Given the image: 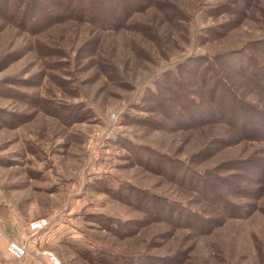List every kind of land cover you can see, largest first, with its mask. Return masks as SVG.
Masks as SVG:
<instances>
[{
  "label": "rangeland",
  "instance_id": "obj_1",
  "mask_svg": "<svg viewBox=\"0 0 264 264\" xmlns=\"http://www.w3.org/2000/svg\"><path fill=\"white\" fill-rule=\"evenodd\" d=\"M43 1L22 20L0 0V264H264V140L184 69L212 60L264 133V92L235 70L264 67V0Z\"/></svg>",
  "mask_w": 264,
  "mask_h": 264
},
{
  "label": "trees",
  "instance_id": "obj_2",
  "mask_svg": "<svg viewBox=\"0 0 264 264\" xmlns=\"http://www.w3.org/2000/svg\"><path fill=\"white\" fill-rule=\"evenodd\" d=\"M23 1L24 4H21ZM18 0L16 5L18 6V10H20V18L22 20H25V18H31L33 20L35 15L39 14V12L44 11V5H43V0ZM116 1V0H115ZM120 1V0H118ZM89 4V1L87 2ZM98 6H101V9L99 10L98 8H94L91 6H87L88 10L87 12L93 16L92 20L93 21H98L99 18L103 21V18L105 16L106 22H109L108 25H112V15L113 13L109 11V7L103 3L101 4L100 2H95ZM68 4V7H72L74 4L81 5V0H71L70 3ZM121 6L120 9L115 10V13L125 15L129 11V4L127 0H123L120 2ZM132 7L135 4H131ZM108 9V10H107ZM117 11V12H116ZM110 18V19H109ZM111 23V24H110ZM259 44V43H258ZM257 44V45H258ZM260 48L256 47V49H260V53H264V41L263 44H261ZM244 58L242 59L241 67H236L235 70L239 71L240 73H243L245 77H247L252 84H254V87L259 90L264 92V67L257 61L258 57L254 58L251 57L250 54H245L243 56ZM212 61V60H211ZM208 62L205 60L202 61H195L193 65L190 67H186L184 69L188 70L189 73L195 72L197 74V80L198 82L206 87H211L212 88V93L214 95V91L216 89H221L219 99V106L225 107V110H220L219 109V114L223 118H227L228 122L231 123L233 119L236 118V121H238L239 125L237 123H234L239 129H241L240 133L243 135L245 132H251V133H245L250 136V139H259V140H264V133L261 132V134L258 132L257 127H254L251 123L250 120H248L250 117H245L242 119L241 117V111L245 112H251L252 114L258 115L259 117L263 115V112L260 111L259 108L256 106H253L249 104L248 102L244 101L241 96L237 92H235L229 85H227L226 81L223 78V74L219 69L213 68V63ZM183 68V67H182ZM187 72V71H186ZM170 78V76L168 77ZM172 78V75H171ZM180 80V79H179ZM178 80V81H179ZM173 82V81H172ZM181 82V81H180ZM179 97L184 98L185 96L184 93H180V90L177 91ZM209 91L207 92V94ZM187 101L189 105L192 107H196L194 101L189 97V95L186 96ZM198 115V113H197ZM199 116V115H198ZM230 118V119H228ZM247 118V121L244 119ZM252 126L251 128L254 130H248L247 129ZM197 183L195 184V186Z\"/></svg>",
  "mask_w": 264,
  "mask_h": 264
},
{
  "label": "built area",
  "instance_id": "obj_3",
  "mask_svg": "<svg viewBox=\"0 0 264 264\" xmlns=\"http://www.w3.org/2000/svg\"><path fill=\"white\" fill-rule=\"evenodd\" d=\"M49 225V220L46 217L34 219L29 223L31 235L36 234ZM6 253L13 259H23L29 253V246L26 242L15 239H8L6 242ZM44 264H62L56 254L49 250H43L39 253Z\"/></svg>",
  "mask_w": 264,
  "mask_h": 264
},
{
  "label": "crops",
  "instance_id": "obj_4",
  "mask_svg": "<svg viewBox=\"0 0 264 264\" xmlns=\"http://www.w3.org/2000/svg\"><path fill=\"white\" fill-rule=\"evenodd\" d=\"M16 238L18 237L19 238V236H15ZM31 262H29V260L28 261H26L25 262V264H30Z\"/></svg>",
  "mask_w": 264,
  "mask_h": 264
}]
</instances>
